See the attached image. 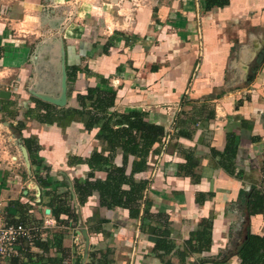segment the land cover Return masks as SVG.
Returning <instances> with one entry per match:
<instances>
[{
	"label": "crops",
	"instance_id": "0c3cea01",
	"mask_svg": "<svg viewBox=\"0 0 264 264\" xmlns=\"http://www.w3.org/2000/svg\"><path fill=\"white\" fill-rule=\"evenodd\" d=\"M122 2L124 6L120 10L105 7L99 12L93 6L89 14L83 11L84 15L78 20L70 24L63 22L60 26L65 32L64 38L41 39L32 29L30 32L23 27L27 16L39 11L40 0H0V78L9 73L12 76L9 86L4 85L5 81L0 83V90L12 92L8 99L0 97V108L11 102L20 114L12 121L6 111H0V203L8 217L17 220L20 216L18 200H29L22 196L29 193L23 189V178L12 175L17 172L14 168L19 162L18 149L13 138L1 132L2 127L15 129L20 121L24 124L23 135L19 134L21 155L22 137L35 136L42 147L37 156L29 152L28 156L42 159L38 167L51 168L52 185L36 190L32 198L31 218L36 217L38 225L43 226L41 238H47L48 230L53 233L63 229L52 214L53 219H48L50 223L46 216H38V208L43 204H48L43 206L45 212L50 209L52 196L47 191L57 195L67 192L68 204L78 217L77 223H71L63 237L64 246L72 251V264L78 256L80 264L90 261L80 256L74 246L81 238V243H87L83 228L89 238L90 251L104 250L109 244L113 246L114 264H124L118 256L126 252L131 254L128 264H163L151 251L154 243L150 234L140 233L130 222L127 211L99 207L98 193L84 206L78 201L72 182L75 177L84 179L89 166L73 161L102 149V143L95 137L97 129L89 133L77 119L52 124L42 121L41 106L36 108V103L32 102V99L42 100L56 113L79 108L76 95L106 77L109 83L102 89L116 91L118 95V103L110 112H144L149 121L163 125L172 135L180 130L187 132L189 137L182 138L181 142L185 147H195L203 176L198 183L177 176V164L183 157L173 147L164 154L159 165L153 166V162L147 170L135 175L137 179L153 175L154 182L146 193L153 201L152 210L171 214L174 237L181 248L183 240L198 229L203 217L212 219L210 251L192 255L188 264H239L240 258L233 253L241 245L247 229L264 233V211L248 216L244 210L246 224L241 219L235 220L238 212L235 206L233 208L238 198L239 205H243L240 189L261 186L264 175V0H232L223 8L211 10L206 9V0ZM119 13L132 16L129 23L124 24L128 26L110 28L107 15L118 17ZM41 57L52 66L49 68L47 64L44 70L48 73L44 96L61 99L66 74L64 106L29 92L33 87L41 89L44 85L33 83L39 75L36 64L30 63L41 61ZM69 65L87 66L91 74L81 75L70 84ZM233 134L238 142L235 162L244 172L241 178L228 174L211 156V148L224 150L227 136ZM115 162L122 163L121 152ZM96 176L104 178L106 172L98 171ZM199 192H211L213 199L199 204L195 200ZM102 218L109 220L103 225L110 233L105 239L103 234L89 231V227ZM242 224L243 230L237 231ZM140 239L143 240L141 248L138 247ZM51 255L60 256V253L52 249ZM172 261L177 263L178 259L172 257ZM18 264L47 263L24 259Z\"/></svg>",
	"mask_w": 264,
	"mask_h": 264
},
{
	"label": "trees",
	"instance_id": "16d2710c",
	"mask_svg": "<svg viewBox=\"0 0 264 264\" xmlns=\"http://www.w3.org/2000/svg\"><path fill=\"white\" fill-rule=\"evenodd\" d=\"M231 1L206 0V9L223 8ZM89 74L91 71L87 66L82 68L78 65H69L67 67L70 84H73L81 75L89 76ZM99 82L100 85L89 86L84 93L76 95L80 103L79 108L65 109L56 113L51 109L50 104L39 99H32V102L36 103V108L41 106L43 110V115L40 116L42 121L52 124L61 123L66 119H71V121L77 119L84 124L85 130L89 133L97 129L95 137L102 143V149L94 150L86 158L76 157L73 161L75 164L89 166L84 179L75 177L72 182L78 201L84 206L95 193H98L99 207L111 210L120 208L122 211H127L130 222L137 227L140 233L150 234L151 241L154 243L151 251L155 258L163 264H188L192 255L210 251L213 235L212 219L203 217L198 229L191 231L188 238L183 240L181 248L174 237V221L171 219V214L167 211L152 210L153 201L146 193L154 182L153 175L146 179H137L135 175L147 170L153 162V166H156L159 161H163L164 154L169 153V149L173 147L178 153H182L183 157L177 164V176L190 178L195 183L200 182L203 176L199 169L195 147H185L181 142V139L189 137V134L180 130L172 135L163 125L149 121L144 112H110L118 103L117 92L102 89L109 83V78L102 77ZM14 109L10 102L2 109L0 108V111H6L8 118L14 121L20 116L18 110ZM17 124L21 125V128L24 127V124L18 121L15 128L19 129ZM20 134L23 135L22 129ZM233 135L227 136L224 150L220 151L212 147L211 156L228 174L241 178L244 172L237 168L235 162L238 155V142L236 136ZM22 139L29 154L37 156L42 147L39 139L35 136L22 137ZM118 152L122 153L121 164L115 162ZM35 161L34 164L42 165V159L36 158ZM50 171L49 166L43 165L35 172V179L41 190L53 183ZM98 171L106 172V176L97 177L96 172ZM64 183L68 185L66 179ZM47 193L52 196L48 206L51 214L57 225L63 229L53 233L48 230L46 239L39 236L33 242H25V250L22 251L20 257L14 258L11 264H18L24 259L26 261L35 259L47 264H72L73 254L70 248L64 246L63 237L65 230L71 227V223H77V213L68 204L67 192L64 193L67 196H57L49 191ZM28 195L22 196L29 197ZM212 196L211 192L207 194L199 192L195 200L199 204H204L207 200H212ZM239 197L248 216H255L264 211V175L261 186H252L250 189L242 188ZM32 200L30 197L27 202L18 200L17 206L20 212L18 220L32 221L31 210L34 204ZM62 217L65 218L62 219ZM9 220L14 221L10 217ZM108 221L102 218L100 222L91 225L89 231L94 234H103L104 239L108 238L110 233L103 228ZM92 247L95 248L93 243ZM112 247L109 244L104 250L90 251V261L86 264H114L116 252ZM52 249L60 253V256L51 255ZM233 255L240 258L239 264H264V233L253 232L249 227L241 245ZM172 257H176L178 262H173ZM75 259L73 264H80V257Z\"/></svg>",
	"mask_w": 264,
	"mask_h": 264
},
{
	"label": "rangeland",
	"instance_id": "374dc122",
	"mask_svg": "<svg viewBox=\"0 0 264 264\" xmlns=\"http://www.w3.org/2000/svg\"><path fill=\"white\" fill-rule=\"evenodd\" d=\"M134 1H136L137 3L141 2V0H134ZM124 2H122V0H40V3H42V6H40L39 11H37L34 15H32L30 17L27 16V18L25 19V22H24L25 25L23 27L27 28L30 32L33 30L35 35L39 36L41 39L46 38V37L47 38L48 37L64 38L65 32L60 26L63 22L65 24L67 22H69V24H70L71 21L78 20L80 17H82L84 15L83 11H85V12L87 11V13L89 14V10H91V8L93 6H95V10H99V12H101V10H104L105 7L106 8L109 7L111 9H115V10L116 9L120 10L123 8ZM118 4H119V6H118ZM100 8H103V9H100ZM111 11L112 10H110V12ZM116 14H114V15H116ZM131 17L132 16L130 14H126V15L122 16L119 13L118 17H112L108 14L106 19H107V22H108V25L110 28H120L125 23H129V20ZM127 26H128V24L124 25L123 28L125 29ZM30 63L36 64L37 72L39 75V78L37 80L34 78L33 83L36 85L39 83H42L44 85L41 87V89H40V87L39 88L33 87V91H29V92L32 94H38V96H40V97L42 95L44 96L46 94V90H44V88L46 87L45 82H46V78H48L46 76L48 73H46L44 70L46 69L47 64H49V68H52V66L50 65V62L45 60V58H43V57H41V61H30ZM56 69H58V67ZM41 70L44 72L40 73ZM11 77L12 76L10 75V73L7 76L5 75V76L1 77L4 80H1V78H0V83H1V81H3V82L5 81L4 85L9 86V84H11V80H10ZM31 86H32V84H31ZM18 127H19V129L18 128H15V129L11 128V130H9L8 128L2 127L1 132H3V134H6L8 137L13 138V142H14L13 144L16 147V149H18V151L17 150L16 151L19 154V159H18L19 162H17L19 166L15 164L16 167L14 168V172H15V170H17V172L12 174V175H14V176L17 175V176H20V178L21 177L23 178V180H22V184L24 186L23 189L28 190V192H29L28 196L32 199L35 197L34 193L36 192V190L38 191V189H40V186L38 185V183L36 182V179H35V172L37 170H39L40 167L37 166L38 163L34 164V162H36L35 161L36 156H34L35 159H32L31 157H29V162H30V167H29L28 163L26 162L24 157L21 155V151H19V149H20L19 134H20V130L22 128H21V125H18ZM64 193H60L58 195L56 193L55 194L57 196H67ZM164 197L166 199L168 198L167 195H165ZM44 205L47 206L48 204L46 203V204H43V206ZM43 206L41 208H38V209H40L38 216H40V215H42L43 217L46 216L47 222L50 223L52 221L48 220V219H53V217H51L50 212L44 211ZM234 206L236 207L235 210H237L236 213L238 212L237 217H238V214H240V218L236 217L235 220H237V222H239V220L241 219V220H243V223L245 222L246 224H248V219L245 218V216H244L245 208L243 207V205H239V198H238V203L237 202L234 203L233 208H234ZM70 207H71V205H70ZM31 220L36 225L39 224L38 219H36V217H33ZM241 226H243V224ZM244 227L245 226L237 229V231L243 230L242 228H244ZM82 228H83V226H82ZM82 228L80 227V230ZM239 240H240V238H239ZM81 241H82V238L79 241L78 245L74 244V246L77 247L76 249L80 253V256H83V258L85 257V259H90V255H87V254L90 252L91 247L86 242L81 243ZM141 244H143L142 239H140L138 247L141 248ZM128 250H130V249H128ZM130 255L131 254L128 252L120 253L118 256L119 261H122L124 264H128L129 259H130Z\"/></svg>",
	"mask_w": 264,
	"mask_h": 264
},
{
	"label": "built area",
	"instance_id": "2783aa9c",
	"mask_svg": "<svg viewBox=\"0 0 264 264\" xmlns=\"http://www.w3.org/2000/svg\"><path fill=\"white\" fill-rule=\"evenodd\" d=\"M0 203V264H6L14 258L21 256L24 249V243H30L39 236H43V226L36 225L33 221L23 222L15 220L10 221L8 214ZM81 235V230L77 231ZM78 239V238H77ZM78 245V242H76Z\"/></svg>",
	"mask_w": 264,
	"mask_h": 264
},
{
	"label": "water",
	"instance_id": "95a60500",
	"mask_svg": "<svg viewBox=\"0 0 264 264\" xmlns=\"http://www.w3.org/2000/svg\"><path fill=\"white\" fill-rule=\"evenodd\" d=\"M62 83H63V85H62L63 95H62L61 99H59V100L51 99V98H49L47 96H43V95L41 97L44 98L45 100H48V101H51V102L55 103L56 105L64 106L66 104V88H67V85H66V74H64ZM11 94H12L11 91L0 90V97L1 98L8 99V98H10ZM21 148H22V156L24 157V159L28 163V166L30 167L28 151H27V149H26V147L24 145ZM46 212H50V209H47ZM82 234L87 238V243H88L89 238H88L86 229L82 230Z\"/></svg>",
	"mask_w": 264,
	"mask_h": 264
}]
</instances>
